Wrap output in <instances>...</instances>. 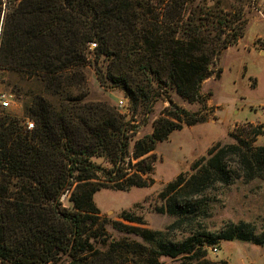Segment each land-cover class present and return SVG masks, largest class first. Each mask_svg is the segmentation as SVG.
<instances>
[{
  "label": "trees",
  "instance_id": "16d2710c",
  "mask_svg": "<svg viewBox=\"0 0 264 264\" xmlns=\"http://www.w3.org/2000/svg\"><path fill=\"white\" fill-rule=\"evenodd\" d=\"M5 1L0 72L25 84L12 94L33 128L27 131L0 109V264H162L161 258L228 264L211 261L207 250L221 241L264 245V224L257 233L243 221L217 231L203 223L217 187L264 179V146H253L261 125H248L245 136H232L230 144L212 146L191 164L190 175L180 174L163 188L161 205L153 209L172 218L163 230L144 227L133 210L110 223L139 242L107 241L108 222L93 203L101 189L149 187L155 144L182 125L204 122L173 106L170 96L203 102L201 84L247 26L242 10L199 5L205 0ZM90 65L99 86L117 88L132 115L145 116L156 101L173 109L152 122L131 158L128 122L108 103L87 101L83 68ZM126 159L136 160L130 172Z\"/></svg>",
  "mask_w": 264,
  "mask_h": 264
},
{
  "label": "rangeland",
  "instance_id": "374dc122",
  "mask_svg": "<svg viewBox=\"0 0 264 264\" xmlns=\"http://www.w3.org/2000/svg\"><path fill=\"white\" fill-rule=\"evenodd\" d=\"M199 1L201 2L195 0V4ZM199 5L212 9L218 6L217 8L227 13L240 9L248 21L247 26L237 43L221 53L213 66L215 73L201 84V104L187 103L174 95L170 96L173 106L196 117H204V122L193 126L182 125L180 130L172 131L165 140L155 144V162L149 177L152 180L151 185L147 188H131L128 191L101 189L94 194L93 203L99 216L108 222L105 227L107 241L128 238L139 242L138 239L125 237L110 227L111 222L119 221L122 211L133 210L141 215L144 227L150 230H163L169 225L172 221L170 216L157 214L153 210L161 205L159 193L178 175H190L191 164L206 157L212 146L230 144L233 142L232 136H245L248 125L263 126V134L257 143L258 146H264V55L260 54V49L264 50V40L256 39L264 31V23L259 21L262 18L256 12L259 0H205ZM6 9V1L0 0V33ZM255 16L257 17L254 18ZM83 72L89 90L87 101L108 103L128 122L129 131L125 136L131 158L137 141L150 134L152 122L161 117L168 118L167 114L173 109L166 102L156 101L150 113L145 116L139 112L132 115L127 100L117 88L106 89L99 86L91 65L84 67ZM23 85L25 84L18 76L0 72V92L11 96L10 106L4 111L19 120L22 126L28 120L23 117L21 104L15 100L12 92L15 86ZM119 100L123 101L129 113L126 114L116 107ZM256 121L261 124H254ZM253 146L257 145L254 143ZM93 162L107 167L101 160L94 159ZM135 163L136 160L126 159L123 164L126 172L133 170ZM210 196L213 202L209 217L203 222L208 230L217 231L226 223L243 221L253 224L257 233L261 231L264 224V179L248 183L237 181L226 188L217 187ZM61 201L65 207L68 206L65 196ZM214 247L215 253L212 252ZM214 247L207 250V256L213 262L264 264V245L233 240L221 241ZM160 262L178 264L166 258H161Z\"/></svg>",
  "mask_w": 264,
  "mask_h": 264
},
{
  "label": "built area",
  "instance_id": "2783aa9c",
  "mask_svg": "<svg viewBox=\"0 0 264 264\" xmlns=\"http://www.w3.org/2000/svg\"><path fill=\"white\" fill-rule=\"evenodd\" d=\"M262 8L264 9V2H262L261 4ZM256 12L261 15V12H260V9L256 10ZM95 47V44L91 43L89 44V50H92L93 48ZM10 99H11V96L9 94H6L4 92H0V109L1 110H5L7 108H9L10 106ZM116 107L121 110V111H124L126 114L129 113L126 105L123 103L122 100H119L117 102V105ZM23 127L27 130V131H30L32 128H33V124L32 122H29V121H26L24 124H23ZM212 252L215 253L216 252V248H212Z\"/></svg>",
  "mask_w": 264,
  "mask_h": 264
},
{
  "label": "crops",
  "instance_id": "0c3cea01",
  "mask_svg": "<svg viewBox=\"0 0 264 264\" xmlns=\"http://www.w3.org/2000/svg\"><path fill=\"white\" fill-rule=\"evenodd\" d=\"M262 2H264V0H259V5L257 6V8L258 9H260V12H261V15H259L258 13H257V15L259 16V17H261L262 18V20H259V21H262V23H264V9L262 8V6H261V4H262ZM257 9V10H258ZM257 16H255L254 18H256ZM257 21V20H256ZM256 39L257 40H264V31L261 33H259V35H257L256 36ZM260 54H262V55H264V50L263 49H260ZM256 114V113H255ZM257 118H259V117H257ZM257 124V123H259V124H261L259 121H256V122H254V124ZM262 136V135H261ZM261 136H259L257 139H256V141H255V145H257L258 146V140L260 139V137Z\"/></svg>",
  "mask_w": 264,
  "mask_h": 264
}]
</instances>
